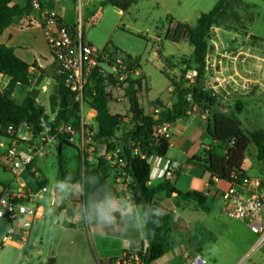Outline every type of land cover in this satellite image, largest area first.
Segmentation results:
<instances>
[{
	"label": "trees",
	"instance_id": "1",
	"mask_svg": "<svg viewBox=\"0 0 264 264\" xmlns=\"http://www.w3.org/2000/svg\"><path fill=\"white\" fill-rule=\"evenodd\" d=\"M39 0L41 9L44 7ZM34 0H29L25 7H20L17 0H0V37L5 30L25 15L34 11ZM111 4L121 11H127L136 0H106L104 4ZM244 5L241 0H218L213 9L202 13L194 26L188 23H178L167 35L172 42L186 41L193 47L189 56L165 57V68L162 74L169 80L175 100L167 106L163 100L157 99L153 104L157 110L153 115L145 113L141 105V95L144 89L148 90L143 78L129 74L121 80V74L113 75L101 68L94 72L93 78L86 89L89 107L96 111V127L84 126L86 137L91 146H96L98 156L95 163L88 161L87 154H82L80 148L69 141V136H61L57 141L58 173L57 179L61 189V199L64 202L67 192L77 183L86 180L91 174L99 172L102 166L111 161L115 162L113 169L119 173V178L133 194L136 206H142L148 230L147 241H131L121 257L111 258L110 264L136 253L141 259L140 264H151L164 257L175 245L173 238L170 213L164 216L153 207L156 195L166 194L168 197L194 202L204 211L210 209L206 205L207 197L198 191L182 192L170 181L164 180L156 187H150L153 157L164 158L170 148V139L155 136V128L159 125H172L186 118L190 111L199 107L209 117V134L219 143L218 149L204 152L203 156H196L188 160V164L200 167L213 178L228 184L240 185L248 177L243 169L247 152L251 146L255 148L256 158L264 169V129L252 130L240 124L229 114L223 111V106L212 89L204 86L207 57L210 52V36L212 29L221 26L230 17L239 20L236 7ZM245 6V5H244ZM244 21V18H241ZM254 22V16L250 24ZM104 51L110 55L124 54L134 70L140 69V60L137 57L122 51L109 43ZM31 66L21 60L14 48L0 42V76L10 78L4 90L0 89V138L17 139L20 129L27 126L32 134L41 132L40 118L46 117L44 107L37 102L38 90L31 91L22 104H17L13 94L18 85L27 87L31 84ZM181 68L180 74H171L172 70ZM192 73V78L189 76ZM58 92L66 100L69 108L59 109L56 123L68 121L80 129L81 118L78 105H69L72 102L71 94L63 86L60 77L57 79ZM119 88L128 101L129 108L125 114H114L110 110L114 102L113 89ZM245 103L238 101L235 108L241 114ZM66 147L79 151L73 159L65 155ZM224 147L225 151L222 153ZM105 151V153H103ZM109 153H117V158H107ZM83 156H85L83 158ZM75 163L76 167H72ZM40 173V170H38ZM47 181L41 184H46ZM264 187V180L262 182ZM64 204L59 207L62 212ZM160 221L157 226L156 223ZM62 225L66 228H75L76 225L66 220Z\"/></svg>",
	"mask_w": 264,
	"mask_h": 264
},
{
	"label": "crops",
	"instance_id": "2",
	"mask_svg": "<svg viewBox=\"0 0 264 264\" xmlns=\"http://www.w3.org/2000/svg\"><path fill=\"white\" fill-rule=\"evenodd\" d=\"M28 1L29 0H17V3L23 8L27 5ZM93 1L94 0H42L41 3L44 10L55 11L65 23L80 29L82 26L81 24L88 16L85 12V7L90 5ZM105 1L106 0H103L102 3L104 4ZM99 16L100 15H98V17ZM94 18L95 17H93V19ZM25 19H28L33 23L29 26H24L22 21ZM41 19L42 12L34 8L33 13L25 15L16 23L8 27L0 37V42L8 47L14 48L16 55L31 66V84L27 87L21 85L16 87L13 94L15 102L17 104H22L31 91L38 90L39 95L37 102L44 107L45 115L48 119L56 120L59 116V109H61L60 104L58 105L54 102L55 92L58 90L57 64L51 55L50 47L40 26ZM254 22L252 24H254ZM250 37L256 38L260 43L259 45L251 46L249 50L247 49L244 52L246 57L241 58L242 62L239 64V68L240 74L245 80L243 87L248 86L249 83L252 82L260 83L264 86V37L249 32L247 38ZM113 45L118 47L115 44ZM118 48L121 49L120 47ZM191 53L184 54L190 55ZM172 56L178 57L179 55ZM159 57L163 59V64L160 69V72L162 73V70L165 68L164 58L167 56L159 51ZM139 60L140 69H138V74L140 75L142 73L148 80V86L145 84L148 90L144 89L142 92L140 99L141 105L146 114L153 115L157 112L153 101L161 99L167 106L173 104L175 100V97L172 94L173 89L167 79V94L163 97L152 98L150 96L152 90L150 80L144 72L143 63L140 58ZM213 64H215L214 61L212 62V65ZM225 64L231 66L230 72H227V69L224 67H220V71H215L214 68H212V70L205 76L204 80L209 84H215V79L219 81H229V85L236 93L238 89L233 85L232 81L237 82L236 74H239L236 69V66L238 67V58L229 57L228 60H225ZM232 69L235 70V73L232 72ZM189 76L192 77L191 72ZM141 78H143L146 83L147 80L143 76H141ZM9 81V77L1 75L0 89L4 90L9 84ZM53 85H56L54 91L51 90ZM118 101V103H115V101L111 103V112L114 114H125L129 108L128 101L124 96ZM227 101L228 99L222 101V106L226 105ZM96 115L97 113L95 110L91 109L89 106H85L83 110L80 111L81 123L85 126L91 121L95 128ZM209 123L210 117L199 107H195L189 112L186 118L179 120L170 126L171 144L167 156L164 158L153 157L150 159L152 165L151 180L149 182L150 187H156L164 180H168L182 192H202L207 197L206 205L210 209L209 212H204L194 202L184 201L176 196L168 197L164 193L156 195L153 202L154 209L160 213H170L173 217L172 229L175 245L164 257L151 264H189L197 254L203 255L208 260L209 264H218L219 259L223 260L225 257L227 258L226 255H228V252L231 251L232 247L238 248L239 244V253L232 260H229L227 264H249L244 262V260L247 257V252L251 247V243L245 241V239L241 237L242 235L240 236L238 233L233 235L232 230L225 226V222H222L224 217L226 218L227 216L223 215L220 211L219 197L220 194L229 187V184L225 182L226 185H223L224 181L213 178V184L211 185L210 181L212 180V177L209 173L200 167L191 166L187 163L188 160L193 157L203 156L204 152L207 150L218 149L219 143L209 134ZM22 129L27 130L30 135H22ZM79 134H81L80 131ZM19 135L31 137V131L27 127H23L20 129ZM56 145L57 144H55L50 150L48 155L37 162V169L40 170V175L47 181L48 186L49 181L46 177L44 164L46 158L54 153ZM93 148L94 146L90 147L91 150ZM3 152L4 149L0 147V154ZM112 156L117 158L118 155L117 153H109L107 158L111 159ZM0 161L2 162V160ZM114 165L115 162L111 161L107 165L102 166L99 172L91 174L89 178L100 173V178L96 182L91 183L89 178L85 181L82 180L81 182L88 184L89 181L88 193L91 194L89 196L94 195L100 188L98 194L100 196V204L111 201L113 205L111 216L113 219L110 223L99 220L100 232L107 238L109 243H112L115 247L117 246L118 249L120 248L124 253V251L128 249L131 241L143 240L146 242L148 239V230L145 221L144 208L134 204L133 194L127 189L126 185L121 182L118 173L113 169ZM243 169L247 172L249 177H259L256 175V172L250 171V167L247 165V156ZM259 178L263 179L262 177ZM49 192L50 195L47 204H45L46 207H53L59 210L62 203L65 206V199L64 202L61 199L60 187L51 188ZM46 197L47 195L45 198ZM85 203L86 200L84 201V204ZM65 214L66 213L64 212V220L75 224L74 221L67 220ZM235 221H237L242 227L249 229L244 222L238 220ZM58 224H60V222ZM66 229L76 230L77 225L75 228L64 227L63 233ZM226 234L228 235L229 240L234 237V243L227 252L222 255L219 253V248H217V246L219 241H221ZM256 243L257 242L253 245L254 248ZM110 259V257L106 259L107 264H110Z\"/></svg>",
	"mask_w": 264,
	"mask_h": 264
},
{
	"label": "rangeland",
	"instance_id": "3",
	"mask_svg": "<svg viewBox=\"0 0 264 264\" xmlns=\"http://www.w3.org/2000/svg\"><path fill=\"white\" fill-rule=\"evenodd\" d=\"M241 1L245 6L235 8L239 14V20L232 16L221 26L212 29L209 43L210 52L207 59L211 63L215 62L217 71H220V67H224L227 72H230L231 66L225 64V60H228L229 57L238 58L237 82L232 81L238 91L231 93V95H225L228 101L223 106V111L252 130L264 129V86L252 82L243 87L245 80L240 74L239 68V64L242 62L241 58L246 57L244 52L249 50L251 46L260 43L254 37L247 38L248 33L264 37V0ZM102 2L103 0H94L85 7L88 16L81 24L85 41L98 50H102L111 42L120 47L122 51L140 58L144 72L151 83L150 96L157 98L167 94L168 86L167 78L160 72L163 59L159 57V51L167 57L172 55L181 57L189 56L184 53L189 54L193 50L186 41L175 43L169 40L167 38L168 32L178 23H188L194 26L200 15L211 11L218 0H136V3L125 12L109 3L103 4ZM98 15L100 16L98 17ZM252 16H254V24H250ZM93 17L95 18L93 19ZM242 17L244 21H241ZM181 70V68L172 70L171 74H180ZM232 72L235 73V70L232 69ZM141 76L147 80V77L142 73L136 77L140 78ZM147 82L148 80L145 84L148 86ZM215 82L218 84L224 81L218 82L215 79ZM226 82L229 83V81ZM204 86L207 88V84L204 83ZM54 88L56 85H53L51 90L54 91ZM112 91L114 101L118 103V100L123 98V92L119 88ZM238 101L245 103L244 111L241 114L237 113L235 108ZM54 102L60 104L58 90L55 92ZM69 105H72L71 100ZM87 126L94 128L91 121ZM21 134L30 135L25 129H22ZM85 139L86 143L82 146L80 136L76 135L74 145L80 148L82 154H87L90 163H95L99 155L97 147L94 146L91 150L90 147L92 146L87 137ZM224 151L223 147L220 152L223 153ZM56 154L57 146L54 153L46 158L44 164L50 188L60 187L57 179L58 160ZM78 154L79 151L75 148L66 147L65 149V155L68 159H73ZM247 165L251 172H256V175L264 180V169L256 158L253 146L249 148L247 153ZM72 167H76L75 163H72ZM99 178L100 173L93 175L89 181L93 183ZM11 180V173L5 170L0 161V189L2 185L10 183ZM89 181L88 184L85 182L77 183L66 194L62 212L66 213L65 218L67 220L74 221L77 229H66L62 234L54 254L55 264H107V258H118L123 254V250L109 243L100 232L98 217L94 215L91 223H85L89 212L100 204V196L98 195L100 188L94 195L89 196L91 195L88 193ZM121 182L123 183V179ZM223 185L226 183L224 182ZM46 195L47 197L42 200L44 204H47L50 192ZM85 200L86 203L84 204ZM61 213L57 208L47 207L42 219L32 227L29 241L23 248H18L11 243H4V237L8 234L11 224L0 218V264H47L52 256V236L61 220ZM222 222H225V226L232 230L233 235L238 233L240 236L242 235L241 237L245 241L251 243L244 262L264 264V244L258 248L253 246L257 242V236L235 220L224 217ZM233 243L234 237L229 240L226 234L218 243L219 253L224 255ZM238 246V248L232 247L226 255L227 258L219 259L218 264H227L229 260H232L240 251V244Z\"/></svg>",
	"mask_w": 264,
	"mask_h": 264
},
{
	"label": "built area",
	"instance_id": "4",
	"mask_svg": "<svg viewBox=\"0 0 264 264\" xmlns=\"http://www.w3.org/2000/svg\"><path fill=\"white\" fill-rule=\"evenodd\" d=\"M34 8L42 12L40 26L57 64V75L63 86L72 96V104L78 105L80 111L89 106L86 89L93 78L94 72L105 69L107 73L121 74L123 80L129 74L138 76L124 54L110 55V53L96 49L84 38L82 28L68 25L55 11L41 9L39 0H34ZM33 22L25 19L24 26ZM216 65L207 59L206 75ZM205 75V76H206ZM205 79V77H204ZM219 82V80H218ZM207 84L220 102L225 95H231L235 90L226 81L218 84ZM169 124L155 128V136L171 139ZM24 127H27L24 125ZM41 132L31 137L18 136L17 139L0 138V147L4 152L0 154L5 170L12 175V180L2 186L0 192V218L11 224L4 243H11L18 248L27 245L30 232L34 224L42 219L46 205L42 203L46 194L51 190L48 184H41L45 179L37 169V162L50 153L61 136H69L74 143L75 136H80L82 146L86 143V131L81 123L77 129L72 123L64 120L56 123L46 117L40 118ZM79 131L81 134H79ZM216 180H218L216 178ZM263 179L246 177L240 185L229 184L220 194V211L230 219L244 222L253 234L257 236L255 248L264 244V187ZM118 264H140L141 259L134 252L117 261ZM189 264H209L201 254L193 257Z\"/></svg>",
	"mask_w": 264,
	"mask_h": 264
},
{
	"label": "clouds",
	"instance_id": "5",
	"mask_svg": "<svg viewBox=\"0 0 264 264\" xmlns=\"http://www.w3.org/2000/svg\"><path fill=\"white\" fill-rule=\"evenodd\" d=\"M113 210V205L111 201H108L106 203L98 204L94 207V209L89 212L87 219L85 220V223H90L93 216L99 218V220L104 221L106 223H110L113 217L111 216V212ZM166 213L159 214L161 216H164ZM160 224V221L156 223L158 226Z\"/></svg>",
	"mask_w": 264,
	"mask_h": 264
},
{
	"label": "water",
	"instance_id": "6",
	"mask_svg": "<svg viewBox=\"0 0 264 264\" xmlns=\"http://www.w3.org/2000/svg\"><path fill=\"white\" fill-rule=\"evenodd\" d=\"M60 108L61 109H67L68 105L66 104V100L62 99L60 103ZM105 153V151L103 152ZM64 221V212L61 213V220L60 224H58L54 230L53 236H52V256L47 262V264H55L56 258L54 256L57 245L62 237L63 231H64V226L61 225V223Z\"/></svg>",
	"mask_w": 264,
	"mask_h": 264
}]
</instances>
